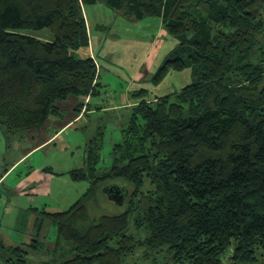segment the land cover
I'll use <instances>...</instances> for the list:
<instances>
[{"label":"trees","instance_id":"obj_1","mask_svg":"<svg viewBox=\"0 0 264 264\" xmlns=\"http://www.w3.org/2000/svg\"><path fill=\"white\" fill-rule=\"evenodd\" d=\"M101 1L135 20L161 18L178 41L154 85L185 69L193 81L134 108L107 169L102 138L91 140L84 166L69 172L87 192L67 211L36 209L58 228L54 248L0 237V264L46 251L42 264H125L141 249L166 251L171 264H264V0H0V127L38 129L61 116L58 102L98 94L97 64L78 51L90 44L82 5ZM42 29L53 40L28 32ZM109 180L139 199L91 217L85 202Z\"/></svg>","mask_w":264,"mask_h":264},{"label":"rangeland","instance_id":"obj_2","mask_svg":"<svg viewBox=\"0 0 264 264\" xmlns=\"http://www.w3.org/2000/svg\"><path fill=\"white\" fill-rule=\"evenodd\" d=\"M84 11L91 34V46L95 44V37L102 39V45L99 44L97 46V57H100L99 82L101 85L98 86L99 94L91 96V107L99 105L111 108L115 103L123 105L125 104V99L129 98V95H132V93H128L129 91L141 88L148 89L151 97L162 96L177 91L193 81L191 70L186 69L181 72L171 71L159 86H154L151 83L158 65L161 64L165 55L178 44L170 36H168L166 42L162 43L163 38L157 32V29L144 22L153 20V18L142 21H130L122 13L112 10L102 2L86 4ZM143 25L146 28H143ZM28 32L41 40H53V35L48 29ZM139 37L151 42L153 41L154 45L158 41H161L163 45L156 49L157 52L155 51L154 55L150 54L149 59L145 61V58H142L147 53L145 45L139 46L142 50H136L130 47L128 43L131 39L136 40ZM110 42H115V46H112L111 52H107L108 47L106 48V46ZM104 49H106V54ZM84 52L85 48L80 49L78 53L84 57ZM118 56H121V58L119 59ZM138 64H140L139 68H137ZM135 73L138 74V77L142 78V81L134 80ZM105 111L107 110H104V112L99 110L92 116L88 124L84 121L78 124V129L80 130L74 131L71 129L65 135L66 139L72 140L76 145L82 146V149L76 150L75 155L70 158L71 168L76 169L84 165L86 158L85 146L88 140L100 137L103 144L98 168L104 170L111 166L113 146L122 140V132L119 127L122 124L119 123L122 122L124 124L128 122L129 109L115 108L107 112ZM85 125L88 128H83ZM3 130L0 127V179L12 164L21 158L23 151L27 147L33 146L32 141H28L26 132L8 134ZM53 147L54 145L39 151L0 182V232L4 239L10 238L17 243H24L25 239L29 240L32 237L42 239L41 236H43L48 242L58 238L57 226L48 220L39 221L37 218H39L40 214L30 210V207H39L40 209L45 204H48L49 207L50 205L58 206L60 204L58 200L62 199L64 193L67 192L66 186L54 184V192L58 191L57 193L62 195L59 197L53 194L52 198L48 200L44 199V197L22 194L19 189L20 183L25 179L27 172L30 170V166H42L44 156L46 155L49 156L51 163L53 162L52 164L57 170H62V167L55 161L59 159V156L54 155ZM57 153L61 152L57 151ZM81 183L86 185L84 191L79 195L82 197L87 190L88 182L82 181ZM115 184H119L125 188L126 195L122 205L110 199L104 192L105 186ZM82 186L83 184L78 189H83ZM150 189L152 187L147 182L143 191L144 193H148ZM134 193L135 189L130 183L123 180H109L108 182L101 183L95 196L91 195L86 200V208L90 216L95 218L103 215L123 214L130 209V203L136 199ZM69 208L62 205V210H68ZM133 230L131 227L130 231L132 232ZM144 252L145 250L143 249L137 250L134 255L126 260L125 264H171V257L166 251H162L160 254L149 255L148 257Z\"/></svg>","mask_w":264,"mask_h":264},{"label":"crops","instance_id":"obj_3","mask_svg":"<svg viewBox=\"0 0 264 264\" xmlns=\"http://www.w3.org/2000/svg\"><path fill=\"white\" fill-rule=\"evenodd\" d=\"M101 2L104 3L107 7H109L104 1H101ZM82 6H83V11H84L85 4ZM84 16H85V11H84ZM124 17L130 21H132V20L133 21H142L145 19L153 18V20L144 21V22H146L147 25H150L151 27H154L155 29H157V32H159L160 36L163 38L162 43L166 42L168 36H170L165 29V26L162 22V19L159 17L143 18V19H139V20H135L133 18H128L126 16H124ZM85 20H86V24H87L86 16H85ZM143 28H146V26L143 25ZM87 29H88V33H89L90 44L87 48H85V52H84L85 56L84 57H91L95 60L97 67H98L97 82L99 84L98 86H100L101 85V83L99 82V78H100V72H99L100 61H99V59H100V57L99 56L97 57V53H98L97 52V46L99 44L102 45V41H101L102 39L95 37L96 38L95 44H93V46H91L92 45L91 44V34L89 31L88 25H87ZM170 37H172V36H170ZM128 43H129L130 47H133L136 50H142L139 48V46L145 45V47L147 48V53L145 54V56L142 57V58H145V61H147L149 59L150 54L154 55V53L157 52L156 49H158L161 45H163V44H161V41H158L157 44L154 45L153 41L151 42L150 40L148 41V40L142 39L141 37H139L136 40L131 39V41H128ZM112 46H115V42H110V44L108 46H106V48L108 47L107 52H111V49H113ZM176 46L173 49H171L168 54L165 55L161 64L158 65L157 70L162 65V63H163L164 59L167 57V55H169L176 48ZM105 50L106 49H104V52H105ZM105 54H106V52H105ZM78 55H79V53H78ZM80 57H82V56H80ZM102 58H104V57H102ZM118 58L120 59L121 56H118ZM139 67H140V64H138L137 68H139ZM136 73H137V71H136ZM135 74H134V80L135 81L136 80L142 81V78L138 77V74H136V75ZM191 75H192V70H191ZM167 76L165 77V79L167 78ZM162 82L160 84H162ZM160 84H158V85L153 84V85L159 86ZM190 84H187L186 86H188ZM186 86H184V87H186ZM184 87H182L181 89H183ZM181 89L174 91V92H171L169 94H165L162 96H156V97H151L149 95L148 89H146V88L135 89L133 91L128 92V93H132V95H129V98L125 99V104L117 105L115 103L113 106H111V108L106 107V106L101 107L99 105L95 106V107H91L92 99L90 96L87 97L86 99H82V98H78V97H70L69 99H67L65 101L58 102L57 106L60 109V111L62 112L61 116L51 117L47 120V122L42 127L38 128V129H33L30 131H27L25 133L28 141L29 142L32 141L33 146L27 147L23 151L21 158L19 160H17L16 162H14V164H12V166L9 169H7V172L2 176V178L0 179V182L3 179H5L7 176L11 175L14 172V170H16V168H18L21 164L26 162L29 158H31L32 156L37 154L39 151L45 150V149L49 148L50 146L54 145V147H53L54 155L59 156V159L55 160V161L59 166L62 167V170H57L55 168V166L52 164L53 162L51 163L49 156H47L45 153L46 156H44L43 165L38 166V167L30 166V168H29L30 170L27 172L25 179L20 183L19 189L21 190L22 194L44 197V199L48 200V199L52 198L53 194H55L54 196H59V197H61V195H62V194L57 193L58 191L54 192V190H53L54 184L65 185L67 192L64 193L62 199L58 200V201H60L59 202L60 204H58V206L50 205V207H49L48 204H45L44 207H42L40 209H39V207H32L31 206L30 210H32L33 212H36V209L38 211L45 210V211L50 212V213L67 211V210H62V205H65L66 207L71 208L80 199L81 196H79V195L82 191H84L86 185H84V183H81L82 181H74L69 176V172H71L72 170L75 169V168H71L72 166H71V162H70L71 159L70 158H72L75 155L76 150H81L82 146L76 145V143L73 142L72 140L66 139L65 135L71 129L74 131L80 130V129H78L79 128L78 124L81 121H84L85 123L88 124L89 121L91 120L92 116L95 115V113L98 112L99 110L104 112V110L109 111L110 109H115V108L129 109V115H128V117H129L128 122H129V119L131 118V115L133 113L134 108L143 99L151 102V101L156 100L157 98H161V97L179 92ZM143 90H145L146 92L142 93ZM98 94H99V90H98ZM81 104H83L82 108H79L77 110V108ZM107 111H105V112H107ZM127 123H124V124L122 122L119 123V124H122V126L119 125V127L121 128V132ZM83 128H88V127H87V125H85ZM121 136H122V133H121ZM93 139L90 138L88 140L86 146H85L86 155H87L88 146H89L91 140H93ZM57 151L61 152V153H57ZM78 168H81V167H78ZM78 168H76V169H78ZM81 184H83V186H82L83 189L80 190L78 188H80L79 186H81ZM88 188H89V183L87 186V190H88ZM87 190H86V192H87ZM78 191H79V193H78ZM0 231H1V224H0ZM0 237L6 245H11V246H19L22 244L26 245V244L31 243V241L34 239L32 237V239L30 238L29 240L25 239L24 243H17L16 241H14L10 238L4 239L1 236V232H0ZM41 237H42V239L39 237L38 238L41 241H43L45 249H48L50 251L51 249L54 248L57 239L54 241L48 242L45 239V237H43V236H41ZM50 258H51V255H50V253H47V251L46 252H39V253H32L30 255L31 264H42V262L47 261Z\"/></svg>","mask_w":264,"mask_h":264},{"label":"water","instance_id":"obj_4","mask_svg":"<svg viewBox=\"0 0 264 264\" xmlns=\"http://www.w3.org/2000/svg\"><path fill=\"white\" fill-rule=\"evenodd\" d=\"M104 192L110 199L114 200L117 204L122 205L125 199V188L119 184L106 186Z\"/></svg>","mask_w":264,"mask_h":264}]
</instances>
